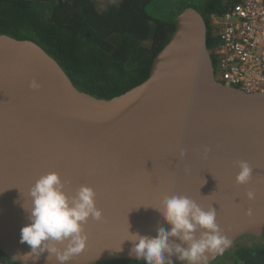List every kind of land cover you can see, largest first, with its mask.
Wrapping results in <instances>:
<instances>
[{"label": "water", "instance_id": "95a60500", "mask_svg": "<svg viewBox=\"0 0 264 264\" xmlns=\"http://www.w3.org/2000/svg\"><path fill=\"white\" fill-rule=\"evenodd\" d=\"M175 25L147 78L110 99L77 89L36 43L0 34V251L7 258L21 264L13 256L30 251L19 242L21 227L29 223L22 205L29 206V188L49 172L58 173L69 195L81 185L92 188L102 212L100 221L89 218L84 225L86 246L66 264L137 261L129 255L128 230L154 237L159 227L170 228L153 207L172 195L207 210L214 197L226 203L253 191L255 198L244 202L256 213L228 239L232 247L243 238L264 237V138L256 134L264 130V91L219 83L196 7L186 6ZM32 81L38 87H30ZM205 84L210 90L199 108L192 92L198 95ZM241 143L247 156L237 148ZM241 160L252 175L238 189ZM215 209L217 224L232 221ZM219 256L208 254L207 264ZM47 257L45 251L28 264H57Z\"/></svg>", "mask_w": 264, "mask_h": 264}, {"label": "trees", "instance_id": "16d2710c", "mask_svg": "<svg viewBox=\"0 0 264 264\" xmlns=\"http://www.w3.org/2000/svg\"><path fill=\"white\" fill-rule=\"evenodd\" d=\"M241 1L99 0L101 6L96 7L92 0H0V34L36 43L77 89L110 99L147 78L155 55L168 43L175 19L186 6L196 7L204 20L207 49L216 66L219 35L211 17L232 13ZM258 240L264 237L236 245L224 258L231 264H264V243ZM0 264L18 263L0 251Z\"/></svg>", "mask_w": 264, "mask_h": 264}, {"label": "clouds", "instance_id": "9594fccd", "mask_svg": "<svg viewBox=\"0 0 264 264\" xmlns=\"http://www.w3.org/2000/svg\"><path fill=\"white\" fill-rule=\"evenodd\" d=\"M30 87L36 88L38 84L32 81ZM237 167L235 182L247 184L252 168L243 160L237 162ZM64 189L65 184L56 172L40 176L31 185L29 206L22 205L28 213L29 223L21 227L19 240L21 244L30 246V251L16 253L14 260L28 264L29 260L36 261L47 251L48 257L54 256L57 264H66L84 250L87 239L84 225L89 218L100 221L102 212L96 207L92 188L81 185L74 195H69ZM245 195L249 200L255 198L253 191ZM153 208L170 228L159 227L154 237L128 230L129 238L126 240L132 244L129 255L137 261L174 264L172 257H175L185 264H207L208 254L223 255L231 247V241L221 233L216 223L217 213L213 207L205 210L187 196L172 195L161 201L159 207Z\"/></svg>", "mask_w": 264, "mask_h": 264}, {"label": "built area", "instance_id": "2783aa9c", "mask_svg": "<svg viewBox=\"0 0 264 264\" xmlns=\"http://www.w3.org/2000/svg\"><path fill=\"white\" fill-rule=\"evenodd\" d=\"M219 35L214 76L246 93L264 87V0H242L230 14L212 16Z\"/></svg>", "mask_w": 264, "mask_h": 264}, {"label": "bare ground", "instance_id": "6f19581e", "mask_svg": "<svg viewBox=\"0 0 264 264\" xmlns=\"http://www.w3.org/2000/svg\"><path fill=\"white\" fill-rule=\"evenodd\" d=\"M217 81V80H216ZM218 82V81H217ZM219 83H220V81H219ZM218 83V84H219ZM222 84H224V83H222ZM224 85H226V86H229V87H231L230 85H228V84H224ZM233 89H238V88H234V87H232ZM207 90H210L209 88H208V84H205L204 86H203V88H201L200 89V93L197 95L196 94V92H192V95L193 96H195L194 97V101L198 104V107L199 108H202V106H205V101H203V100H201V98H204L207 94H206V91ZM264 91V87L260 90V91H257V92H253L254 94H256V93H258V92H263ZM183 92H180L177 96H179V95H181ZM188 93V92H187ZM264 94V93H263ZM174 99H176V97H174ZM179 110H181L182 108H181V106H179ZM190 109H192L193 110V113H195L194 112V110L196 109L193 105H191L190 106ZM201 112V110L199 111V113ZM197 114V113H196ZM259 132H257L256 134H261L262 135V137L264 138V130H258ZM24 137V136H23ZM244 138H246V137H243L242 138V140L244 139ZM21 140H22V138H21ZM216 147V146H215ZM238 150L239 151H241L242 153H243V155H246L247 156V153L249 152L248 150H247V148H244L243 147V143H241V145H238ZM249 148H251V145L249 146ZM149 148H146L145 150H148ZM156 150V152L155 151H153V153H151L150 155L152 156V157H154V156H156V154H158V151L159 150H157V148L155 149ZM14 161H15V158L11 161V163H13L14 164ZM9 165H11V164H9ZM6 168H13V165H11V166H9V167H6ZM163 169L164 168H162V169H159V172L160 173H162V171H163ZM245 185V184H244ZM242 187H243V185H241L240 187H238V189H242ZM241 192V191H240ZM245 193L246 192H244V193H241L240 195H238L237 197H236V199L235 200H226V203H224L222 200H219L218 198H216V197H214L213 198V200H211V206L215 209V208H218V209H220L221 211H222V214H225L226 216H230L231 218H232V221H229L228 220V222L227 223H220V222H218V226L220 227L219 229H220V231H221V233L225 236V237H229V234H230V232H232V230H237V228H235V226L236 227H240L241 225H242V223H244V224H246V222H248L249 221V217H251V215L252 214H254V213H256V208H254L255 206H253L252 204H250V203H248V205L247 204H245V202L244 201H248L247 200V198H246V196H245V200H243V201H238L239 200V197L240 196H242L243 195V197H244V195H245ZM236 194H235V192H230L229 193V196H231V197H233L234 198V196H235ZM237 210V211H236ZM249 212H250V214H249ZM225 225L224 227H221L222 225ZM227 228H230V230H228ZM236 245H238V242H234L233 244H232V246H236ZM232 248L233 247H230L229 248V250H228V252H226L227 254L228 253H230L231 251H232Z\"/></svg>", "mask_w": 264, "mask_h": 264}, {"label": "rangeland", "instance_id": "374dc122", "mask_svg": "<svg viewBox=\"0 0 264 264\" xmlns=\"http://www.w3.org/2000/svg\"><path fill=\"white\" fill-rule=\"evenodd\" d=\"M194 2H197L198 0H193ZM93 4L96 6V7H100L101 4H99V0H92ZM48 5V4H47ZM47 5H41L40 8L43 10H46L48 9V6ZM217 79V77H215ZM243 241H239L238 242V246L239 245H245V244H249L250 241H252V238H243L242 239ZM259 243H264V241L262 240H258ZM234 249H235V246H232ZM209 264H231V261H229L228 259H225L224 258V255L222 256H219L218 258H216L212 263H209Z\"/></svg>", "mask_w": 264, "mask_h": 264}]
</instances>
